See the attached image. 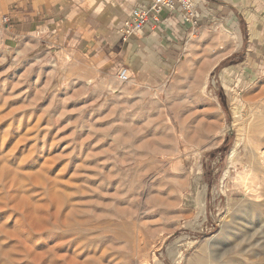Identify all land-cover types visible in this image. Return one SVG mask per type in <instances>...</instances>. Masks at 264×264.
<instances>
[{
	"label": "rangeland",
	"instance_id": "rangeland-1",
	"mask_svg": "<svg viewBox=\"0 0 264 264\" xmlns=\"http://www.w3.org/2000/svg\"><path fill=\"white\" fill-rule=\"evenodd\" d=\"M7 2L0 264H264V167L241 146L248 188L233 167L222 179L231 123L252 112L264 124V68L232 65L230 33L192 35L163 81L122 83L66 49L6 47ZM248 132L264 144V126Z\"/></svg>",
	"mask_w": 264,
	"mask_h": 264
},
{
	"label": "crops",
	"instance_id": "crops-1",
	"mask_svg": "<svg viewBox=\"0 0 264 264\" xmlns=\"http://www.w3.org/2000/svg\"><path fill=\"white\" fill-rule=\"evenodd\" d=\"M150 2L8 0L4 14L9 17L6 47L21 44V52L27 56L39 51L43 54L51 45L89 61L101 75H115L127 68L130 76L153 85L172 74L184 52L192 47V35L215 26L216 31L230 33L224 48L229 56L239 58L233 66L258 71L264 68V0H195V26L177 18L178 7L172 12L162 8L156 20H149L134 34H125V22L132 10H148ZM219 58L217 55L213 65L209 61L208 75Z\"/></svg>",
	"mask_w": 264,
	"mask_h": 264
},
{
	"label": "bare ground",
	"instance_id": "bare-ground-1",
	"mask_svg": "<svg viewBox=\"0 0 264 264\" xmlns=\"http://www.w3.org/2000/svg\"><path fill=\"white\" fill-rule=\"evenodd\" d=\"M216 59H217V56L212 58L211 59L212 61L210 60L212 65ZM206 81H207V70L204 71L203 83H202L203 86H205ZM215 106L218 108L217 103L215 104ZM234 117H236L235 112H234ZM254 120H256L255 123L253 122ZM259 121L260 120L257 119V117L254 115V113L251 112L247 117H245L243 119V121L238 122L235 119L231 123V127L233 129H236V131H237L236 132L237 137H236V139L233 143V146L231 147V150L228 154V166L223 173L222 179H225L228 176L229 168L233 167L235 170H238L235 172L234 177H232V179L230 180V182L233 185H238V186H242L244 188H248L249 178L253 174V170L251 168V158H250L252 155L256 154L257 159L262 164V167H264V144L263 145H260L259 143L257 144L252 139V136L250 135V133L249 132L247 133V130L250 127H254L257 129H260L261 127H263L264 124L262 123V121H261V123ZM227 129H229V128H227ZM224 131H226V130H224ZM222 135H223V131L217 132L216 135L213 137V140L215 139V142H218L221 139ZM241 146H243V148H245L246 150L248 149L251 153L249 160L245 163L243 161H241V157H240V147ZM237 166H239V167H237Z\"/></svg>",
	"mask_w": 264,
	"mask_h": 264
},
{
	"label": "built area",
	"instance_id": "built-area-1",
	"mask_svg": "<svg viewBox=\"0 0 264 264\" xmlns=\"http://www.w3.org/2000/svg\"><path fill=\"white\" fill-rule=\"evenodd\" d=\"M178 7L180 14L178 19L189 22L192 26L196 24V7L195 0H151L150 5L147 9L142 7H136L132 10L130 18L125 22V34L136 33L144 24L148 23L149 20H156V15L162 8H166L169 11H173ZM148 11L151 15L148 16ZM2 21L7 25L9 17L3 16ZM130 73L127 68H121L116 73V79L119 82H127L130 79Z\"/></svg>",
	"mask_w": 264,
	"mask_h": 264
}]
</instances>
